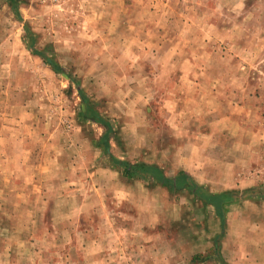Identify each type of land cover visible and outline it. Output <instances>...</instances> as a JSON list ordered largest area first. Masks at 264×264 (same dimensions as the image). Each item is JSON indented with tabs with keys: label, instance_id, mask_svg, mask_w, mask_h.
<instances>
[{
	"label": "rangeland",
	"instance_id": "obj_1",
	"mask_svg": "<svg viewBox=\"0 0 264 264\" xmlns=\"http://www.w3.org/2000/svg\"><path fill=\"white\" fill-rule=\"evenodd\" d=\"M222 261L264 264V0H0V264Z\"/></svg>",
	"mask_w": 264,
	"mask_h": 264
},
{
	"label": "trees",
	"instance_id": "obj_2",
	"mask_svg": "<svg viewBox=\"0 0 264 264\" xmlns=\"http://www.w3.org/2000/svg\"><path fill=\"white\" fill-rule=\"evenodd\" d=\"M198 196L199 199L205 204V205H212L216 212L219 214L221 211V207L230 202V200H228L229 194H219V195H214V194H206L204 193L201 188L200 191H198ZM222 220V219H221ZM222 225H223V220L221 221Z\"/></svg>",
	"mask_w": 264,
	"mask_h": 264
},
{
	"label": "crops",
	"instance_id": "obj_3",
	"mask_svg": "<svg viewBox=\"0 0 264 264\" xmlns=\"http://www.w3.org/2000/svg\"><path fill=\"white\" fill-rule=\"evenodd\" d=\"M221 264H225L224 261H222Z\"/></svg>",
	"mask_w": 264,
	"mask_h": 264
}]
</instances>
